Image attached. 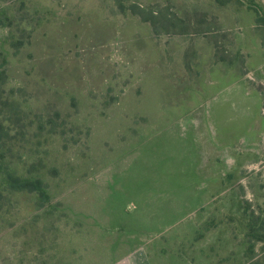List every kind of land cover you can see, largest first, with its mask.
<instances>
[{
	"label": "rangeland",
	"instance_id": "rangeland-1",
	"mask_svg": "<svg viewBox=\"0 0 264 264\" xmlns=\"http://www.w3.org/2000/svg\"><path fill=\"white\" fill-rule=\"evenodd\" d=\"M140 9L196 28L155 34ZM0 73L5 167L48 187L2 193L0 264L261 250L264 0H0Z\"/></svg>",
	"mask_w": 264,
	"mask_h": 264
},
{
	"label": "trees",
	"instance_id": "trees-1",
	"mask_svg": "<svg viewBox=\"0 0 264 264\" xmlns=\"http://www.w3.org/2000/svg\"><path fill=\"white\" fill-rule=\"evenodd\" d=\"M137 15L145 22L149 23L155 32V34L159 33V29H161L160 32L167 35H181L185 34L186 31H189L191 28H196L194 26V22L188 20H180L176 16H165L164 14L161 15V13L153 12V11H144L140 9V11L137 13ZM198 17H202L204 24L210 25L211 22L205 20L204 17H206L204 14H196L194 15ZM217 21H214L216 24V27L218 29V25L216 23ZM203 24V22H201ZM197 24V23H196ZM216 29V30H217ZM180 30V31H178ZM218 31V30H217ZM216 48V55L218 56L219 52V46L215 45ZM188 68V67H187ZM0 78L5 79V74L0 73ZM3 85L0 82V91L1 87ZM6 104L7 109L10 111V106ZM1 114V111H0ZM12 116L8 117L5 122L1 123V130L0 131V143H2L3 137H8L11 132V129H5L4 124L12 121ZM41 129L43 127H40ZM0 176L3 177L4 181L0 184V189L3 190L0 192V196L3 195L2 193H9L8 195H11L13 193H19V192H27V193H34L38 196L39 200L46 201L48 199V187L45 185L44 181L39 178H30V177H21L19 175V172L15 168L11 167H5V163L3 160H5V155L2 153V148H0ZM29 174H32V172H29ZM1 200L3 199V196L0 197ZM262 229V235H258L260 231H256L254 228H250V226L247 228V236L251 238V240H254L258 236L257 242H262L263 246L261 247V250L257 252L256 246L257 244L253 241L248 243V247L246 250V254L248 259V262L244 264H264V222L261 226Z\"/></svg>",
	"mask_w": 264,
	"mask_h": 264
}]
</instances>
